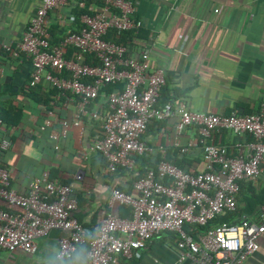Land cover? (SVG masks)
Wrapping results in <instances>:
<instances>
[{"label": "built area", "instance_id": "2783aa9c", "mask_svg": "<svg viewBox=\"0 0 264 264\" xmlns=\"http://www.w3.org/2000/svg\"><path fill=\"white\" fill-rule=\"evenodd\" d=\"M91 1L100 2L101 9L91 15L82 14L77 31L68 27L57 43H51L47 13L65 0H39L16 50L10 51L7 44L2 47L13 57L20 53L31 62L29 83L44 82L53 88L56 92L51 95V103L62 100L67 105L75 100L72 120L58 119L60 129L51 131L54 141L71 126L81 130L83 116L99 120L91 149L102 156L110 174L118 168L131 173L136 168V156L149 150L141 139L148 123L171 113L169 103L157 105L165 83L164 71L150 67L148 48L143 47L134 57L127 53L126 45L116 41L126 31L135 35L142 26L134 17V0ZM108 33L113 39L104 38ZM68 48L73 49L69 57L65 55ZM119 82L123 83L121 89L114 86L110 92L101 90ZM97 97L105 101L107 109L103 113L91 107ZM52 111H47L49 116ZM176 111L177 134L188 126L197 129L204 168L192 172L160 160L133 181L134 195L112 187L107 206L128 205L132 215L118 217L101 210L83 264H118L119 256L129 258L133 250L144 248L161 232L175 234L173 247L179 262L241 264L258 249V239L264 233V203L253 219L240 215L236 222L222 221L196 233L186 232L184 226H204L215 216L234 211L239 181H255L264 172V103L258 112L248 114L196 112L181 103ZM50 124L46 118L39 129ZM220 130L248 134L253 140L244 144L242 152L241 144H234L238 152L228 156L225 147L208 141L213 132ZM10 144L8 137H2L0 153ZM52 147L59 149L57 143ZM74 178L80 179L81 173ZM3 203L15 210L4 209ZM76 206L72 183L33 177L26 191L19 192L10 183V170L0 163V249L33 254L37 249L35 241L58 228L61 232L55 258H69L66 253H74L91 233L73 216Z\"/></svg>", "mask_w": 264, "mask_h": 264}, {"label": "crops", "instance_id": "0c3cea01", "mask_svg": "<svg viewBox=\"0 0 264 264\" xmlns=\"http://www.w3.org/2000/svg\"><path fill=\"white\" fill-rule=\"evenodd\" d=\"M38 3L39 0H0V107L5 105L8 111L13 106L20 111L15 126L0 124V139L8 137L11 142L0 153V163L10 170V183L19 192L26 191L33 177L49 179L54 173L61 182L72 183L77 204L73 216L95 232L101 210L126 216L122 211L116 214L118 204L108 207L107 199L112 187L129 189L130 172L118 168L110 174L102 156L91 149L99 120L83 116L81 130L71 126L56 141L50 137L51 131L60 129L58 119L72 120L75 100L63 105L62 100L51 103L50 99L44 106L20 93L29 82L32 66L22 54L13 57L10 51L16 50ZM76 5L83 7L84 2L65 0L48 11L51 43H57L73 26ZM134 8L141 28L135 35L123 33L116 40L126 45L127 53L134 57L143 47L149 49L150 67L164 71L161 103L169 98V102L158 106H171L167 118L148 123L141 139L149 150L136 156L134 172L153 168L160 160L182 162L180 168L192 172L202 170L205 165L197 129L188 126L180 134L175 132L177 106L181 103L191 111L219 115L260 110L264 103V0H134ZM88 10L96 8L89 4ZM4 44L10 46V51L3 49ZM40 85L43 90L49 87L44 82ZM122 86V82L115 85L119 89ZM105 106L100 97L94 108L100 111ZM48 110H53V115L49 116ZM46 118L51 124L40 130ZM210 139L225 147L228 156L237 154L234 144L240 143L242 152L244 144L253 140L248 134L237 135L229 130L213 132ZM55 143L58 150L52 147ZM77 172L81 173L78 180L74 178ZM252 185L257 190L264 189V172ZM259 209L239 215L253 219ZM174 241L175 234L161 232L144 248L133 250L129 258L119 256L118 264H197L191 260L179 262ZM35 242L33 254L0 249V264H55L57 238L47 236ZM241 264H264V233L258 239V249Z\"/></svg>", "mask_w": 264, "mask_h": 264}, {"label": "trees", "instance_id": "16d2710c", "mask_svg": "<svg viewBox=\"0 0 264 264\" xmlns=\"http://www.w3.org/2000/svg\"><path fill=\"white\" fill-rule=\"evenodd\" d=\"M78 1H83L84 6L79 7L78 5H76L74 8V11H73V18H74L73 23L74 24H73V26H70V28L74 31H77L81 26L80 16L82 14L91 15V14L98 12L101 9V3L98 1L77 0V2ZM89 4H92L93 6H95L96 10H92V11L88 10ZM124 33H126L127 35H130V36L132 35L131 31H126ZM104 38L107 40L113 39L110 33L105 35ZM72 51H73L72 48L66 49L65 55L67 57H69L72 54ZM114 86L115 85H113V84H109V85L101 88V90H105L107 92H110L112 89H114ZM55 92L56 91L51 87H47V90H43L41 88L40 84H31L29 82H27L22 87V89L20 90L21 94H24L26 97L32 99L34 102H36L38 104H42L44 106H47L49 100L51 99V95L54 94ZM159 96H160V92H159ZM99 100H100V97H97L96 99H94L93 102L91 103V106H95L99 102ZM161 100L162 99H160V97H158L157 105H161L164 102H169L168 97H165L163 99L164 102H162V103H161ZM105 109H107L106 106H105L104 110H100L99 112L103 113L105 111ZM5 112H7V114ZM19 117H20V111H19L18 107L12 106V109L10 108V110H8V111H7V107L5 105L0 107V124H3L5 126H15L17 124ZM209 141L211 142V139ZM211 143H214V142H211ZM170 162H172V161H170ZM172 163H175L179 167H181L183 165L182 162H179V161L178 162H172ZM133 172H131L129 174L130 179H131L129 182V189H122L121 187H118L120 190H122V191L124 190L123 192L128 193V194H132V195L135 194L134 189L132 187L133 181L140 178L144 174L145 171L144 170L142 171L139 169L136 172H134V173ZM53 178H58V175H56L54 173V174H51V176H49V179H53ZM239 192H240V197L237 198V204H236L234 211L226 212L223 215H217L213 219L208 220L204 226H198V225H194V224H185L184 230L188 233H196V232H200V231L202 232V231H205L209 228H212L213 226H215L216 224H218L222 221L236 222L238 217L240 216L239 215L240 213L245 212L247 214H252L258 207H260L264 203V189H261V190L255 189L252 185L251 179H245V180L239 181ZM2 207L6 210H9V211L15 210L12 207H10L4 203L2 204ZM117 211H118V213H116L117 215H121V212L119 213V211L125 212V215H126L125 217H130L132 215V209L128 205L118 204L117 205ZM89 228H90V232H91L90 234L93 236L94 232L91 230V227H89ZM89 240L90 239L87 238L85 240V242L77 245L76 249L74 251V253H75L77 249L80 250L81 259L83 262L86 259V253H87L88 247H89ZM55 264H75V257H73L71 259L70 258L57 259Z\"/></svg>", "mask_w": 264, "mask_h": 264}, {"label": "clouds", "instance_id": "9594fccd", "mask_svg": "<svg viewBox=\"0 0 264 264\" xmlns=\"http://www.w3.org/2000/svg\"><path fill=\"white\" fill-rule=\"evenodd\" d=\"M91 238H92V236H91V234H89L88 239H91ZM66 255H68L70 259L75 257V264H83V261L81 259V252L79 249H77L74 254L73 253H66Z\"/></svg>", "mask_w": 264, "mask_h": 264}, {"label": "water", "instance_id": "95a60500", "mask_svg": "<svg viewBox=\"0 0 264 264\" xmlns=\"http://www.w3.org/2000/svg\"><path fill=\"white\" fill-rule=\"evenodd\" d=\"M60 229L58 228H52L49 230L47 236L50 237V238H58L59 235H60Z\"/></svg>", "mask_w": 264, "mask_h": 264}]
</instances>
